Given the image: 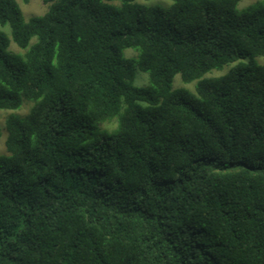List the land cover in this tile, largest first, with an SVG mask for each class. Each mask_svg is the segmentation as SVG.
<instances>
[{"label": "trees", "instance_id": "16d2710c", "mask_svg": "<svg viewBox=\"0 0 264 264\" xmlns=\"http://www.w3.org/2000/svg\"><path fill=\"white\" fill-rule=\"evenodd\" d=\"M42 1L0 0V264H264V0Z\"/></svg>", "mask_w": 264, "mask_h": 264}, {"label": "rangeland", "instance_id": "374dc122", "mask_svg": "<svg viewBox=\"0 0 264 264\" xmlns=\"http://www.w3.org/2000/svg\"><path fill=\"white\" fill-rule=\"evenodd\" d=\"M18 3L21 6V9L23 11V15L26 21L31 19L32 17L37 16H43L47 10L48 7L43 4L42 0H31L28 3H25L23 0H17ZM139 3L150 6V7H161V8H169L172 5V2L169 0H137ZM258 0H240L238 9L240 11L245 10L249 8L251 5H253ZM0 30L6 32L9 37L11 38V28L9 25L1 26ZM36 42V39H33L31 41V45ZM9 50L13 53L17 54H24L26 51L22 50L17 44L12 40ZM125 56L127 58L136 59L137 58V52L133 49H127L125 50ZM257 62L260 65H264V57H258ZM243 62H246V60H243ZM237 63L229 64L225 67H223L220 70H214L210 73L206 74L204 78H211V77H218L222 75H226L230 72V70L236 66ZM135 86L143 88L149 86V75L147 73L142 72L139 69H136V77H135ZM196 84L197 81L189 84H185L182 81V78L180 75H176L173 82V88H185L189 90L191 93L196 95ZM33 107V103L23 98L22 106L17 110H0V156L7 155V148H6V139H7V130H6V120L11 115H16L21 118L27 117L31 109ZM104 127L113 129L114 125H104Z\"/></svg>", "mask_w": 264, "mask_h": 264}]
</instances>
